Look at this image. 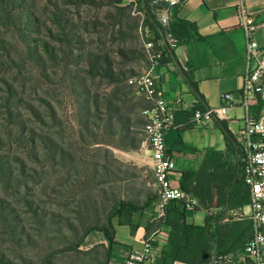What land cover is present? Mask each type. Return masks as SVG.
Listing matches in <instances>:
<instances>
[{"label":"rangeland","instance_id":"rangeland-1","mask_svg":"<svg viewBox=\"0 0 264 264\" xmlns=\"http://www.w3.org/2000/svg\"><path fill=\"white\" fill-rule=\"evenodd\" d=\"M134 8L0 0V264H40L79 241L54 264H107L85 231L98 228L96 242L117 202L157 197L144 98L128 83L147 65Z\"/></svg>","mask_w":264,"mask_h":264},{"label":"crops","instance_id":"crops-1","mask_svg":"<svg viewBox=\"0 0 264 264\" xmlns=\"http://www.w3.org/2000/svg\"><path fill=\"white\" fill-rule=\"evenodd\" d=\"M124 1L136 7L140 0ZM238 3L239 0H185L182 5L169 10L170 22L173 20L192 22L197 27L198 35L196 39L175 48L174 63L164 62L155 71L159 78V90L165 95L169 104L172 106L176 100L180 99L186 105L176 112L175 127L166 136L168 153L184 151L186 154V157L172 156L176 161V170L171 176L172 184L175 186H179L183 170L200 171L208 159L219 157L220 162H225L227 167L239 166L238 157L229 147L221 125V122H224L231 134L235 136L242 127L244 118V110L239 104L230 108L227 115L221 120L205 121L200 125L191 122L196 109L217 108L222 104V94L230 93L238 97L243 88V77L247 66L246 38L240 27L237 12ZM248 11L264 19V1L255 0ZM254 39L260 47L264 46V27L257 30ZM187 75L196 84V90L191 86ZM143 102L145 106L141 109V117L145 124L142 112L151 104L145 99ZM234 147L236 150L239 148L235 145ZM148 153L150 155L149 151ZM213 170L211 168L210 172ZM156 201L157 197L148 207L136 212L132 216L131 226H120L115 222L112 243L103 232H99L95 236L98 239L96 242L94 237L89 234L85 238L88 246L84 249L89 251L97 244L103 245L107 252L109 251L107 264H124L128 253L141 249L145 236L156 229L157 223L153 220ZM212 210L214 213L200 208H196L194 211L186 210L187 224L205 226L209 214L216 216L221 212L219 208ZM242 213V218L250 220L248 217L249 205L244 207ZM229 215H232L234 220H240L236 210L231 212L226 210L225 218ZM227 221L228 219H224L222 222L226 223ZM125 227L128 228V232L123 233L119 230ZM166 228L167 239L156 246L157 260L155 264H189L171 258H163L162 249L168 244L171 232V227L168 224ZM82 245L84 247V244ZM244 245L246 244L238 245L234 251L219 260L213 256L210 263L211 261H225L229 264H251L244 254Z\"/></svg>","mask_w":264,"mask_h":264},{"label":"built area","instance_id":"built-area-1","mask_svg":"<svg viewBox=\"0 0 264 264\" xmlns=\"http://www.w3.org/2000/svg\"><path fill=\"white\" fill-rule=\"evenodd\" d=\"M162 0H154L159 4ZM185 0H165L159 21L163 26L170 22L169 10L180 6ZM237 12L240 27L246 38L247 66L243 77V88L235 97L230 93L221 95L222 104L212 109H196L191 122L200 125L202 122L223 119L230 108L237 104L244 110L242 127L234 138L241 150L239 161L242 164V175L250 192V213L248 217L253 224V236L244 248L245 256L251 264H264V46L260 47L254 39L257 30L264 27V19L249 13L245 0H239ZM134 14L139 16V34L144 45L147 60L145 69L128 79L136 93L151 104L142 115L145 119L143 133L144 146L150 152V160L155 175L157 201L153 220L157 227L144 238L143 247L128 253L124 264H155L156 246L167 239L166 212L171 202H182L186 210L194 211L197 200L181 187L172 184L171 176L176 170V161L168 153L166 136L175 127V115L186 105L176 100L171 106L159 90V78L155 71L162 65L167 46L177 47V41L168 36L157 42L148 39L144 27L146 13L136 6ZM237 102V103H236ZM209 213H214L210 210Z\"/></svg>","mask_w":264,"mask_h":264},{"label":"trees","instance_id":"trees-1","mask_svg":"<svg viewBox=\"0 0 264 264\" xmlns=\"http://www.w3.org/2000/svg\"><path fill=\"white\" fill-rule=\"evenodd\" d=\"M153 1L140 0L137 4L138 8L146 13L144 27L147 30L148 39L157 42L172 36L179 46L198 37L196 25L189 21L173 20L169 22L168 26L161 25L159 15L166 3L165 0H162L159 4H153ZM175 48L166 47L162 64L164 62L174 63ZM187 79L193 89L196 90V84L188 75ZM221 125L229 147L238 157L239 166L227 167L225 162H220L219 157L212 160L208 159L200 171L183 170L179 181L181 189L190 193L197 200V208L202 210L219 208L221 212L216 216L209 214L206 218V225L199 227L187 224L186 208L182 202H171L167 207L165 219L166 224L171 227V232L168 244L162 249L163 258H171L189 264H210L213 256L219 260L234 251L238 245L247 244L253 236L252 222L248 218H242V210L250 203V192L242 175V164L239 161L241 150L240 148L235 149L231 140V138H235L227 125L224 122H221ZM169 154L173 157H186L184 151H175ZM211 168L214 170L210 172ZM236 178L237 180H235ZM154 199L148 200L141 207L132 202H117L108 217L109 229L103 228L100 231L104 232L112 243L115 222L120 226H131L132 216L148 207ZM226 210L229 212L238 211L240 220H234L232 215L225 218ZM224 219H228V221L223 223ZM97 229L88 228L85 231V236ZM80 247L81 241L69 244L60 250H48L40 264H54V260L60 253L73 251L82 253ZM107 255L109 256V251Z\"/></svg>","mask_w":264,"mask_h":264},{"label":"water","instance_id":"water-1","mask_svg":"<svg viewBox=\"0 0 264 264\" xmlns=\"http://www.w3.org/2000/svg\"><path fill=\"white\" fill-rule=\"evenodd\" d=\"M144 1V0H143ZM232 142L234 143L235 146H238L237 142L235 139L231 138Z\"/></svg>","mask_w":264,"mask_h":264}]
</instances>
